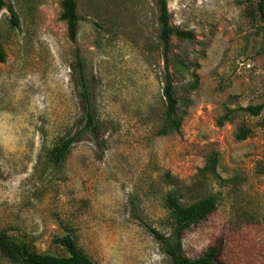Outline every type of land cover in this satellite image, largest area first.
<instances>
[{
  "label": "rangeland",
  "instance_id": "obj_1",
  "mask_svg": "<svg viewBox=\"0 0 264 264\" xmlns=\"http://www.w3.org/2000/svg\"><path fill=\"white\" fill-rule=\"evenodd\" d=\"M4 1L18 25L0 9V230L40 253L64 255L54 238L67 233L96 264H167L147 230L168 233L165 195L211 194L215 209L184 230L182 253L215 246L217 264H264V25L253 0H166L169 23L192 32L170 37L166 61L154 0H74V42L59 0ZM165 68L179 127L159 134ZM79 70L96 133L82 129ZM259 103L257 115L238 109ZM74 132L52 164L51 147ZM211 153L214 172L199 171Z\"/></svg>",
  "mask_w": 264,
  "mask_h": 264
},
{
  "label": "trees",
  "instance_id": "obj_2",
  "mask_svg": "<svg viewBox=\"0 0 264 264\" xmlns=\"http://www.w3.org/2000/svg\"><path fill=\"white\" fill-rule=\"evenodd\" d=\"M156 4V21L158 24L157 39L161 46V53L164 61L167 60L166 52L169 46L171 36L178 38L190 39L192 32L184 30L177 26H173L168 21V13L166 0H154ZM60 12L59 18L65 21L66 34L69 41H75L77 15L75 12L74 0H59ZM5 8L9 15L11 25H18V21L12 7L0 0V9ZM249 15L256 14L259 21L264 25V0H253V3L248 6ZM4 60V52L0 47V62ZM77 64L80 67V61L77 59ZM79 97L81 101V109L83 112L82 129H88L90 132L96 133L97 127L94 123L92 115L87 87L82 75V70H79ZM161 96L164 102V123L158 129L159 134H164L170 130H177L179 120L175 117L176 100L172 94V84L170 76L164 69L163 83L161 88ZM263 104L246 105L239 107L250 115H257L262 109ZM221 123V118L217 120ZM78 132H74L59 140L54 144L48 153V160L52 164H58L65 157L71 143L76 138ZM247 134V129L239 127L236 133V138L241 139ZM216 163V154L211 153L207 158L202 168L199 171L208 173L214 172ZM164 205L167 212V220L169 224L168 233H162L157 229L148 226L147 230L158 243L161 251L167 257V264H217L215 261V246H209L202 254L189 258L182 253L181 236L184 230L192 225L197 224L205 219L216 206L215 198L209 194L187 203H180L174 190L167 192L164 198ZM54 242L59 244L64 251V255H55L50 253H40L31 249L25 242L16 241L10 238L4 230H0V255L5 257L12 264H96L91 260L76 244L70 234H62L54 238Z\"/></svg>",
  "mask_w": 264,
  "mask_h": 264
}]
</instances>
